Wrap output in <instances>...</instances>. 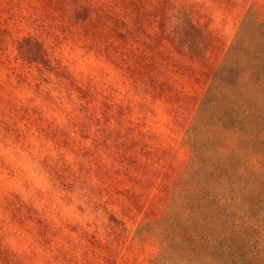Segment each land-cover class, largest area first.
<instances>
[{"label": "rangeland", "instance_id": "1", "mask_svg": "<svg viewBox=\"0 0 264 264\" xmlns=\"http://www.w3.org/2000/svg\"><path fill=\"white\" fill-rule=\"evenodd\" d=\"M0 264H264V0H0Z\"/></svg>", "mask_w": 264, "mask_h": 264}]
</instances>
